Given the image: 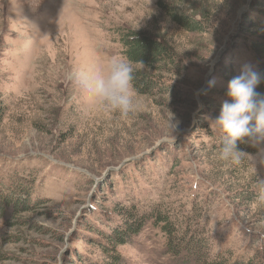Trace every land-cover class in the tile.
Masks as SVG:
<instances>
[{"label": "rangeland", "instance_id": "1", "mask_svg": "<svg viewBox=\"0 0 264 264\" xmlns=\"http://www.w3.org/2000/svg\"><path fill=\"white\" fill-rule=\"evenodd\" d=\"M161 1L203 31L179 27ZM122 29L166 42L175 65L131 64ZM112 59L167 90H135L127 117L101 110L72 73ZM263 60L264 0H0V184L32 196L0 219V264H100L130 208L144 227L119 264H264V206H252L264 142L223 162L213 125L229 81ZM189 235L206 243L198 260L181 245Z\"/></svg>", "mask_w": 264, "mask_h": 264}, {"label": "clouds", "instance_id": "2", "mask_svg": "<svg viewBox=\"0 0 264 264\" xmlns=\"http://www.w3.org/2000/svg\"><path fill=\"white\" fill-rule=\"evenodd\" d=\"M72 78L81 92L103 111L127 117L138 106L133 68L124 60L112 59L107 69L77 70ZM260 83V74L250 65H245L241 74L229 81L226 92L229 99L223 101L213 123L222 134L219 160L239 165L250 157L239 144L264 142V94L256 91ZM254 193L252 206H264V176L257 177Z\"/></svg>", "mask_w": 264, "mask_h": 264}, {"label": "trees", "instance_id": "3", "mask_svg": "<svg viewBox=\"0 0 264 264\" xmlns=\"http://www.w3.org/2000/svg\"><path fill=\"white\" fill-rule=\"evenodd\" d=\"M159 5L165 8L162 1L159 2ZM165 9L170 19L187 32L203 31L202 20H196L171 7ZM120 34V42L123 46L124 54L131 64L144 66L149 71H151L150 69H156L154 68L156 65H175V54L166 42L154 39L143 32L135 30L122 29ZM160 70L164 71L165 68L161 67ZM258 73L261 76V83L256 88V91L264 94V60ZM133 77L134 87L138 93L150 94L153 91L156 92V90H159V92L167 90L160 81L156 80L154 75L138 70L133 73ZM217 141L218 146L215 147L220 148L221 138ZM249 143L252 142L241 143L238 146L243 151H246V145ZM7 184H0V219L6 217L10 209L15 211L23 208V211H29L27 209L30 208L29 202L32 197L30 189L19 181L13 182V186L11 185L10 188H8ZM118 214L120 216L119 220L115 223L113 229L110 228L106 242L103 245L106 259H103L100 264H119L120 256L118 248L139 234L144 227L145 218L138 211L130 208V211H119ZM160 215L162 216V214ZM161 222L167 223L168 220L163 216ZM186 239L181 241V245L190 250L192 258L200 259L199 256L206 252L204 240H195L190 235ZM207 262L208 260L204 258L200 261L202 264H210Z\"/></svg>", "mask_w": 264, "mask_h": 264}]
</instances>
